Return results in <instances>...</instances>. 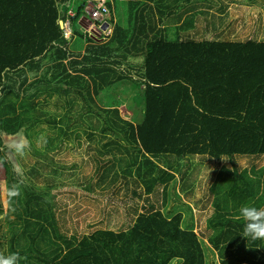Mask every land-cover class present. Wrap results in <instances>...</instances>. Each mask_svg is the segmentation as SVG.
Masks as SVG:
<instances>
[{"label": "trees", "instance_id": "1", "mask_svg": "<svg viewBox=\"0 0 264 264\" xmlns=\"http://www.w3.org/2000/svg\"><path fill=\"white\" fill-rule=\"evenodd\" d=\"M85 4L0 0L5 254L19 253L20 264H264V240L243 238L238 214L219 212L208 230L202 222L213 200L218 206L216 181L224 169L239 174L227 194L236 204L259 194L243 189L240 178L264 162L261 19L238 39L229 4L216 14L213 0H112L106 18L112 34L95 40L80 33L85 48L75 51L73 28L86 27ZM71 9L67 38L60 21ZM138 91L136 110L123 116L120 94ZM70 142L92 155L98 171L104 167L89 186L101 215L79 237H68L67 216L57 219L50 209L65 170L51 152ZM259 174L264 182V167ZM121 178L133 200L119 208L100 188ZM170 188L189 214L182 207L168 210ZM107 195L109 202L103 201Z\"/></svg>", "mask_w": 264, "mask_h": 264}, {"label": "rangeland", "instance_id": "2", "mask_svg": "<svg viewBox=\"0 0 264 264\" xmlns=\"http://www.w3.org/2000/svg\"><path fill=\"white\" fill-rule=\"evenodd\" d=\"M215 3V7L212 8L211 10L213 12H216V14H219L218 8H221L222 5L224 4H229L231 5V15L234 17H230L229 19L234 22L235 25L234 27L237 29L236 33L242 34V37L238 39H245L246 37L249 36L250 33L253 32V29H255L258 24L257 20L261 19V27H264V0H213ZM237 5L238 7H234ZM217 7V9H216ZM118 11V9H117ZM235 20V21H234ZM87 26H89V21L85 20L84 21ZM244 24V25H243ZM223 28H228V32H230V29L234 32L231 26H229L227 23L224 24ZM75 30L74 35H73V40H71V45L73 50H79V49H84L85 48V42L81 40L80 33L84 32L83 26L79 27L77 24L74 25ZM231 38L236 39V35L232 33L230 34ZM73 41V42H72ZM141 91H138V93L135 94V92H124L125 94H120V97H124V105L120 107L121 113L123 116H127L130 118L131 116V111L133 113L135 108V101H139L140 93ZM137 98V99H136ZM139 99V100H138ZM140 115V113H137V118ZM139 119V118H138ZM86 139V137H84ZM21 139V136H18L17 139H15L14 145H19V140ZM106 139L103 141L105 142ZM28 140H25V143L28 144ZM73 142H70L65 150L63 151L62 155H59L60 157L64 158V160L61 161L62 167L65 169L63 173L61 174V183H63V186L60 188V191L63 192V194L60 193V198H62V202H65L67 204H75V208L70 209V212H75L76 207L81 204L82 208L85 207H90L91 209L89 210V214L87 215V218L85 219L86 221H92L94 217H96V222L101 215L100 207L98 206L99 199L98 197L94 195H89L86 193H83V190L87 191L86 188V181L85 178L91 179L93 176L96 175V166H94V169L86 168L82 163H87L90 164L94 162L92 160V155L87 154L84 150L83 147H79V149L82 151L81 154L76 153L75 149L73 147ZM93 144L96 146V148H101V143L100 142H93ZM85 147V146H84ZM97 152V150H96ZM81 156V157H79ZM84 157V158H83ZM100 158H103V155L99 156ZM104 162V161H103ZM98 163V162H97ZM241 163L246 167L249 165V160H242ZM74 164L78 166L76 171L79 173V175H75V173L70 172L69 169H71ZM81 167L82 169H79ZM264 167V162L261 165L253 166L250 168H246L244 171L243 177L240 178V183L243 185V189L247 188H254L259 194L257 195L256 198L254 199H249L246 198V200H241L238 198L237 204L235 203L234 199L231 196H227L228 192L231 190L233 187L235 180L238 178V175L232 174V172L229 169H224V171L221 173L218 181H216V195L215 199L218 198V206L214 205V200L213 203H211V206L207 209V211L202 215V222L203 226L209 229L208 227V220H212L215 218L216 215H218L219 212H233L235 214H238V210L241 205L244 204H252L257 207H263L264 206V182L263 179L260 177L259 170ZM23 167H19L18 169H21ZM69 168V169H67ZM103 166L102 169L100 170L99 174L103 171ZM233 168V167H232ZM85 170V172L82 174V171ZM119 170L120 174H122V171H120V168L117 167L116 171ZM4 168L0 164V178L3 180L5 175H4ZM231 172V173H230ZM114 174V173H112ZM204 173L199 175L198 179L204 178ZM242 176V175H241ZM80 179V180H79ZM79 180V181H78ZM109 181L105 184L106 186L109 184ZM66 183V185L64 184ZM212 185V184H209ZM106 193L110 196L111 202L113 203H118L120 204V207H126L127 202H130L133 200V198L129 197L130 195L132 196L133 193L131 192L130 189L127 187L126 180L124 178H121L119 183L116 185H113L110 188H107ZM162 191V190H161ZM171 192V197H170V192H168V205L169 209H177L178 207H182L185 209L186 213H190L191 209L188 208L183 200L177 198L174 194V191L172 188L169 189ZM88 193L91 194L89 191ZM179 193V192H178ZM198 194H201V190L198 191ZM108 195L103 199V201H110ZM179 195L183 198V196L179 193ZM157 198L162 199V195L158 194L156 196ZM5 200V194H3V201ZM238 202H241L238 203ZM128 204V203H127ZM98 207V208H97ZM78 211V210H77ZM86 213V211H84ZM193 215H196V211H192ZM14 218V217H12ZM5 223V222H4ZM4 229H5V224H4ZM2 251V248L1 250ZM212 257V254H211ZM215 255V260L216 259ZM214 261V260H213ZM216 262V261H215ZM177 261H174L173 264H177Z\"/></svg>", "mask_w": 264, "mask_h": 264}, {"label": "crops", "instance_id": "3", "mask_svg": "<svg viewBox=\"0 0 264 264\" xmlns=\"http://www.w3.org/2000/svg\"><path fill=\"white\" fill-rule=\"evenodd\" d=\"M221 22H222L221 20H217L218 27L220 28V30H223L222 29V26H221ZM262 31L263 30H261V33L258 35L260 38H264V35H263V32ZM64 150H61L59 152H56V151L53 152L52 151L51 154L57 156L56 157V160L57 161L64 160V158H62V157L59 156V155H62L63 154V151ZM79 150L78 151L75 150V152L76 153H79ZM105 150H108V149L105 148ZM79 157H81V156H79ZM82 164L86 168H89L90 167V169H94V166H96V164H97V166H96V174L100 172V171H98L99 170V165H98L97 161H94V162H92L90 164H87V163H82ZM77 168H78V166L76 164H74V166L71 169H69V170H72V172H74L75 175L76 174L79 175V173L76 171ZM79 169H82V168L79 167ZM101 169H102V167H101ZM84 172H85V170L82 171V174ZM94 177L95 176H93L91 179H89V178L86 177L85 180H84V181H86V188H87V191L88 192H89L90 189L94 188V187L89 188V186L91 185L92 181H95L96 180V179H94ZM106 188H107L106 185H104L100 189L102 191L104 189L106 190ZM59 191H60V189H59ZM88 192H86L85 190H83V193H86V194L94 195L95 196V193L94 192L91 193V194L88 193ZM60 193L63 194L62 191H60ZM60 193H58L57 190H55V193L53 194V196H51V200H52L51 204H52V207L50 209H51L52 212H55V211L57 212V214H58L57 215V219H61L62 218L59 215L60 213H62V214L64 213V215L67 216L66 218H64V223L62 225H65L66 224V225L69 226V229H67L68 231L65 233V234L68 235V237H72V236H75V235H78L77 237H79V235L83 234V230H86V229L91 228V227H88L89 226V223H93V222L96 221L95 219H93L92 221H86V222H84V220L87 218V215L89 214V210L91 208L89 206L88 207H85V208H82L81 207V204L82 203H81V204H79L76 207L75 212H70L68 210H70L72 208H75L76 203L75 204H67L65 202H62V198H60ZM84 211H86V213H84ZM66 212H68V213H66ZM49 213H50V210H49ZM76 231H78L79 234H77ZM3 247H5V245L2 246V244L0 243V250L2 248V251H0V252H3L4 251V248ZM4 253H5V251H4Z\"/></svg>", "mask_w": 264, "mask_h": 264}, {"label": "built area", "instance_id": "4", "mask_svg": "<svg viewBox=\"0 0 264 264\" xmlns=\"http://www.w3.org/2000/svg\"><path fill=\"white\" fill-rule=\"evenodd\" d=\"M85 12L86 19L89 21V26L84 27V32L91 38L106 39L113 32L112 25L106 21V18L110 15L109 3L112 0H85ZM75 11L71 9L69 11V17L64 22V34L65 37H70L72 34L70 20L74 16Z\"/></svg>", "mask_w": 264, "mask_h": 264}, {"label": "clouds", "instance_id": "5", "mask_svg": "<svg viewBox=\"0 0 264 264\" xmlns=\"http://www.w3.org/2000/svg\"><path fill=\"white\" fill-rule=\"evenodd\" d=\"M239 218L243 221L242 237L246 239L264 240V207L252 204L241 205L238 210ZM19 253L0 252V264H20Z\"/></svg>", "mask_w": 264, "mask_h": 264}, {"label": "water", "instance_id": "6", "mask_svg": "<svg viewBox=\"0 0 264 264\" xmlns=\"http://www.w3.org/2000/svg\"><path fill=\"white\" fill-rule=\"evenodd\" d=\"M60 25L63 27L64 26V22L63 20L60 21Z\"/></svg>", "mask_w": 264, "mask_h": 264}]
</instances>
